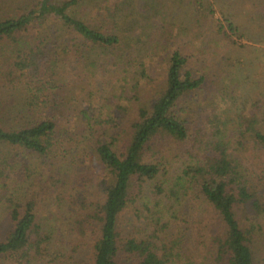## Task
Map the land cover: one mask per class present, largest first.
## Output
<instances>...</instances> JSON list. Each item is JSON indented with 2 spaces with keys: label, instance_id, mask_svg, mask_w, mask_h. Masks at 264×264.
<instances>
[{
  "label": "trees",
  "instance_id": "obj_1",
  "mask_svg": "<svg viewBox=\"0 0 264 264\" xmlns=\"http://www.w3.org/2000/svg\"><path fill=\"white\" fill-rule=\"evenodd\" d=\"M131 1L34 0L0 17V146L23 151L1 158L0 179L8 168L25 179L22 197L8 200L0 264H260L253 240L264 230V109L256 105L250 118L241 113L232 135L218 129L192 137L177 106L205 77L186 69L181 50H167L179 22L195 35L212 19L233 44L247 36L244 25L233 20L238 14L217 18L218 0ZM179 3L176 16L170 10ZM51 17L56 33L43 28ZM136 23L155 30L135 35ZM142 37L150 40L148 53L168 57L153 100L136 112L141 81L130 92L120 83L115 99L101 105L104 119L90 117L92 105L82 120H71L78 96L93 104L101 94L107 82L100 85L98 73L138 70ZM148 62L140 63L143 77ZM75 64L86 66L85 80L66 76ZM164 142L185 148L177 176L161 155ZM53 218L65 224L57 236Z\"/></svg>",
  "mask_w": 264,
  "mask_h": 264
},
{
  "label": "rangeland",
  "instance_id": "obj_2",
  "mask_svg": "<svg viewBox=\"0 0 264 264\" xmlns=\"http://www.w3.org/2000/svg\"><path fill=\"white\" fill-rule=\"evenodd\" d=\"M239 1L218 0V4L215 5L217 9L216 16L219 19H222L224 15L233 19V16L238 14V17L233 20L244 25V32L247 35L241 38L234 37L233 41H237L238 44H233L220 35L212 19H207L199 29L197 28L195 35L186 25L180 26V22L172 28V41L167 50L172 52L181 50L189 58L186 69L191 71L194 77H205L203 88L184 97L177 106V111L185 120L192 137L197 136L199 133H214L218 129L232 135L235 125L240 121L239 115L241 113L244 112L245 116L250 118L253 116L254 112L252 110L254 107V110L258 111L256 105H260L264 109V32L259 27L260 25L264 26V21L261 19V16H264V0H242L241 4H239ZM32 2L34 0H0V17L5 18L17 15L20 10L29 7ZM132 2L130 0V3ZM134 6L125 8L124 16L134 13ZM82 9L83 13L88 11L84 7ZM82 9L77 8L75 11L76 13L82 12ZM170 12L176 14V16L180 15V3L175 10H170ZM173 19L175 18H171L172 21ZM56 20L55 17H51L43 28L52 29L51 32L56 33L55 31L58 28ZM135 25L137 26L135 35L141 31L146 34V32L152 33L155 30L154 27L140 30V25L137 23ZM158 35L154 40L156 48L160 43L159 41L162 40V36ZM142 40L146 42L143 55L135 56L138 70L136 67H124L128 69L125 71L118 67L112 69L104 76L103 74L100 76L98 73L96 78L99 80L100 85H104L103 83L107 82L101 94L94 95L93 100L92 97L90 98L93 104L88 102V97L85 94L78 96L79 102L77 106L79 109L75 111L71 120L76 121L77 118L82 120V117H84L83 111L92 107V105L95 107L90 110V117L93 119L102 117L104 119L101 105L106 103V98L115 99L116 94L121 92V89H119L120 83L129 87L128 91L130 92L131 88L141 81V101L134 102L136 112L141 106H146L153 100V96L159 92L168 73V57L164 51L158 52L159 54L156 56L152 54L153 50L148 53L146 44L150 40L148 37H142ZM243 44L248 46L243 47ZM109 56L111 57L110 59H114L113 55ZM148 60L151 62L150 65V62H148V77H143L140 73L143 69L140 63ZM75 65L67 68L70 73L68 74V71L66 76L69 78L75 77L72 79L84 78L85 80L87 76L86 66L84 64ZM87 79L94 80V78ZM107 113L109 111L105 110V115ZM130 114L132 117L136 115L134 112ZM124 119L126 123L123 128H128V118ZM163 148L161 155L168 158V161L172 164V175L177 176L185 166V148L168 142L163 143ZM19 152L23 151L15 150V153H11L9 147L0 146V160ZM22 162L23 160L19 161L16 166L21 167ZM38 164L42 166L41 162ZM4 173L3 179H0V234L6 230L5 227L8 224L7 212L10 205L8 200H19L22 197V191H25V179L20 169L16 171L8 168ZM175 202L178 211L182 209L187 216L190 213L192 214V209L189 205L186 207L187 204L183 202L180 207V203ZM193 217L196 220L199 218L197 214H194L191 218ZM49 226L57 228L55 233L57 236L65 224L57 223V219L53 218ZM253 243V249L259 263L264 264V230L258 233ZM86 255L88 254H85L84 257Z\"/></svg>",
  "mask_w": 264,
  "mask_h": 264
}]
</instances>
